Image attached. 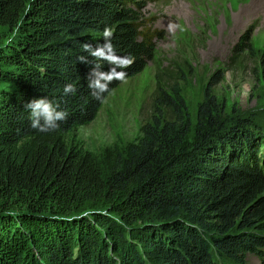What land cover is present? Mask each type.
I'll return each mask as SVG.
<instances>
[{
	"label": "trees",
	"instance_id": "obj_1",
	"mask_svg": "<svg viewBox=\"0 0 264 264\" xmlns=\"http://www.w3.org/2000/svg\"><path fill=\"white\" fill-rule=\"evenodd\" d=\"M142 10L140 0H0V264L264 258L263 130L254 117L226 118L213 81L197 101L194 125L187 112L191 73L179 66L165 84L158 66L152 114L133 138L94 152L77 134L103 104L89 81L115 67L83 45L103 48L110 29L114 54L133 59L116 70L125 79L138 74L162 37L157 18ZM236 49L252 51L249 37ZM101 83L109 87L100 94L105 101L122 82ZM68 84L75 92L65 95ZM33 98L67 113L57 131L30 127L25 105ZM111 238L119 243L116 257Z\"/></svg>",
	"mask_w": 264,
	"mask_h": 264
},
{
	"label": "rangeland",
	"instance_id": "obj_2",
	"mask_svg": "<svg viewBox=\"0 0 264 264\" xmlns=\"http://www.w3.org/2000/svg\"><path fill=\"white\" fill-rule=\"evenodd\" d=\"M140 2L142 15L155 16L154 27L162 33L161 38L154 39V59L112 90L97 116L78 128L85 145L99 152L108 144L135 136L152 114L158 66L165 84L173 82L179 66L191 73L187 112L193 125L202 90L213 81L212 91L224 107L225 117L238 115L243 121L254 117L264 138V0ZM243 36L249 37L252 51L236 49ZM226 123L232 124L233 120ZM193 125L188 132L192 141ZM109 242V254L118 256V241L111 238ZM247 262L264 264V258L248 255Z\"/></svg>",
	"mask_w": 264,
	"mask_h": 264
},
{
	"label": "clouds",
	"instance_id": "obj_3",
	"mask_svg": "<svg viewBox=\"0 0 264 264\" xmlns=\"http://www.w3.org/2000/svg\"><path fill=\"white\" fill-rule=\"evenodd\" d=\"M111 36L112 32L110 29L104 30V37L107 41L105 46L103 48H100L97 51H92V47L89 44L83 45L84 51H88L90 55L93 57L99 59L107 60L110 64L115 65L111 69V74L104 75L102 73L97 72L96 75L100 77V79L93 81H89V88L92 90L91 94L92 96L99 102H104V96L101 97V93L109 92V87L107 83H101V80H105L109 83L113 81H120L123 82L125 80V77L127 73L123 71H117V68L123 69L131 66L133 63L132 58L128 57H119L115 55L114 48L111 44ZM106 52L108 53L106 55ZM81 62H85L84 57L81 56L80 58ZM96 67H100L99 64L96 65ZM94 89H98L99 92L94 91ZM75 92V86L68 84L65 85L64 93L65 95H68L70 93ZM58 106H54L53 103L46 99V98H33L31 99L26 105L25 108L30 110L31 116H30V127L33 129H36L43 133L48 132H54L57 131L60 127L59 123L60 121H64L67 119V113L65 111H59L57 110Z\"/></svg>",
	"mask_w": 264,
	"mask_h": 264
}]
</instances>
